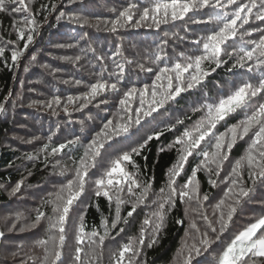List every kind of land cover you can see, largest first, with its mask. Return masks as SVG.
Listing matches in <instances>:
<instances>
[{"label":"trees","instance_id":"obj_1","mask_svg":"<svg viewBox=\"0 0 264 264\" xmlns=\"http://www.w3.org/2000/svg\"><path fill=\"white\" fill-rule=\"evenodd\" d=\"M129 3L137 4L133 21L118 28L116 32L108 30L111 25L106 22L115 19ZM52 4H55V8L50 7ZM149 4L150 0H75L74 3H69L68 0H35L34 10L40 9L41 5L49 7L36 17L40 24L39 34L15 63L11 60V53L14 49H23L24 42L17 40L12 25L14 20L21 17L19 14L13 16L0 13V48H4V54L0 56V104L5 108L0 112V230L4 233L0 245V264H40L38 257L42 256L43 249L36 242L47 239V220L42 219L36 228L25 231H20V228L32 223L37 210L45 212L46 216L52 215L51 205L46 201L51 200L52 194L72 178L84 146L108 120L117 118L119 100L125 91L133 87L139 89L150 86L159 68L170 66L180 58V53L185 56L198 54L197 45L193 41L207 35L214 25L192 23V20H207L209 14L232 10L203 9L189 13L182 21H170L157 27L148 20L136 26L135 20L139 19V13ZM61 13L63 15L58 20L57 16H61ZM71 17L87 19L89 23L81 26ZM256 26L264 29V24L259 21H254L251 25ZM258 38V32L242 39L238 35L228 42L227 50L231 52L234 47H250L246 41ZM9 41L16 43L10 44ZM160 48L166 54L164 60L152 63L154 54ZM117 49L120 55H114ZM224 58L228 63L211 73L201 85L182 93L175 102L154 113V118L149 117L128 136L116 138L102 150L96 167L89 170L86 192L66 222L62 264H70L80 215L84 217L86 233L93 229L102 233L103 229L99 227L101 218H107L110 222L114 213V204L110 205L103 195L95 196V180L104 174L110 161L119 152L128 151L153 131H162L163 135L159 139H153L142 155L135 157L138 170L129 168L136 172L141 182L151 184L149 198L137 207L127 224L120 225L124 228L123 232H119V228L110 231L109 237L105 239L101 249H98L101 251L98 264H115L112 253L129 243L130 239L135 240L139 236L145 218L157 210L158 205L153 201H159L160 189L165 188L167 191L169 169L177 159L176 150L168 149L167 146L204 115L203 111L193 109L217 101L244 81L255 82L264 73V68L255 67L252 71L236 68L229 72L228 68L232 67L234 58ZM116 63H122L125 67L118 92L102 93L82 109H79L80 101L67 104L68 97L81 96L88 90L87 85L95 83L97 79L116 82L115 76L110 77V73L117 71ZM139 64L152 71H142ZM102 68L105 71L101 72ZM76 81L80 83L77 84ZM57 96L60 97V104H53L49 108L48 102ZM65 106L67 112L64 110ZM138 106L137 95L132 99L131 107L135 109ZM244 116L245 112L241 111L226 117L213 130L215 135L225 133L228 127L237 124ZM177 119L184 123L176 124ZM168 125L175 127L171 131H165ZM77 138V144L66 147L58 154H52L53 147ZM214 143L215 137L210 135L201 142L198 151H211ZM248 143L249 138L245 137L237 140L233 148L228 150V159L223 162L219 176L205 170L197 173L199 203L195 197L191 201L177 197L174 206L166 213L164 228L159 233L157 242L151 248L143 246L133 264L136 260L141 264H182L180 250L185 241L191 245L194 239H199V233L191 225L195 223L200 232H204L207 231V222L203 217L206 215L213 222L218 217L215 205L224 196L227 187L222 181L228 177L235 161L244 155ZM161 148L165 150L160 151ZM201 160L203 156L199 154L189 157L184 171L176 178L178 191ZM211 167L214 169L215 165ZM209 179L217 182L215 187L209 183ZM243 179L251 184L246 170L243 172ZM21 180L23 183L20 190L13 195L12 189ZM205 194L208 196L206 200L203 199ZM123 195L129 201L121 207V214L126 216L131 208V201L135 198L126 193ZM261 202H264V186L257 182L252 199L241 206L221 238L199 255L193 252L191 264H206L210 261L212 252L225 247L240 230L253 222L254 217L264 213V203ZM13 223L16 227L9 231ZM88 243L85 236L84 244L81 245L85 251ZM30 256L33 259H29ZM130 257L131 253L126 254L124 264H128Z\"/></svg>","mask_w":264,"mask_h":264},{"label":"snow or ice","instance_id":"obj_2","mask_svg":"<svg viewBox=\"0 0 264 264\" xmlns=\"http://www.w3.org/2000/svg\"><path fill=\"white\" fill-rule=\"evenodd\" d=\"M68 2L74 3L75 0H68ZM34 4L35 0H0V13L13 16L19 14L21 17L19 20H14L12 25L17 40L24 42L23 49L12 51L11 60L13 63L20 59L24 51L33 43L36 35L39 34L40 24L36 17L40 15L41 11L49 7L48 5H41L40 9L34 10ZM50 7L55 8V4ZM228 8L232 10L209 14L207 20H192V23L214 25L207 35L193 41L197 45L198 54L185 56L184 53H180V58L172 62L170 66L166 65L159 68L150 86L146 85L139 89L133 87L125 91L119 100L120 108L117 118L108 120L84 146V152L76 162L72 178L68 179L57 192L52 194L51 200L46 201L47 204L51 205L52 215L46 216L45 212L37 210L32 223L20 228V231L36 228L42 219L47 220V239L36 242L37 246L43 249L42 256L38 257L40 264H58V262L62 264L66 222L86 192L89 170L96 167L97 160L101 157L102 150L106 148V145H110V142H114L118 137L128 136L134 128L142 126V122L153 117L154 113H158L166 105L175 102L182 93L201 85L211 73L228 63V60L224 58L225 56L229 60L234 58L232 67L228 68L229 72L236 68H247L248 71H252L254 67L264 68V29L259 26L251 27L254 21L264 24V0H150L149 6L144 7L139 13V19L135 20L136 26L151 20L152 24L158 27L160 24H166L170 21H182L189 13L203 9L225 10ZM136 9L137 4L129 3L115 19L106 22L111 25L108 30L116 32L118 28H123L133 21ZM62 15L63 13L61 16H57V19H61ZM70 19L81 26L89 23L87 19L80 17H71ZM46 20L47 17H45ZM246 25L249 27L245 28ZM253 32H258L259 38L246 41L247 45H251L250 47H234L231 52L227 50L229 41H233L238 35L241 39L244 36L251 37ZM8 43H16V41H9ZM3 54L4 48H0V56ZM114 55H120L119 49ZM165 56L163 49L160 48L154 54L152 63L164 60ZM97 59L101 58L97 57ZM138 67L142 71H152L151 68H145L143 64H139ZM116 69L117 71L110 73V77H116V82L110 83L102 78L97 79L95 83L87 85L88 90L81 96L68 97L67 104L80 101L79 109H82L102 93L118 92L119 82L123 79L125 72L124 64L116 63ZM103 71H105L104 68L101 69V72ZM76 83L79 84L80 81H76ZM137 95L139 96V106L133 109L131 101ZM60 102V97H54L52 101L48 102V107L51 108L53 104L59 105ZM4 110V105L0 104V112ZM64 110L65 112L68 111L67 106ZM193 111H203L204 115L167 146L168 149H175L177 152V159L169 169L167 191L165 188L160 189L159 201H153L158 205L157 210L150 217L145 218L139 236L135 240L130 239L129 243L112 253L115 264H124L128 253H131L128 264H133V260L140 255L143 246L146 245L151 248L157 242L158 235L164 228L166 213L174 206L177 197L180 200L187 199L188 201L195 197L199 203L197 173L205 170L219 176L223 162L228 159L227 152L233 148L237 140L248 137L249 143L244 155L235 161L228 177L222 181L226 183L227 187L224 196L215 205L218 217L214 222L209 220L206 215L203 217L207 222V231L204 232H200L195 223L191 225V228L199 233V239H194L191 245L185 241L180 250L182 264H191L193 252L199 255L215 240H219L241 206L252 199L257 182L264 186V73L255 82L244 81L228 94L222 95L217 101L204 104L193 109ZM241 111L245 112L242 120L228 127L225 133L215 135L213 130L217 124L231 114ZM183 123L184 121L180 119L176 121V124ZM174 127L175 125H168L165 131H171ZM162 135V131H153L137 141L128 151L119 152L115 159L110 161L104 174L95 180V196L103 195L110 205L114 204V213L110 222L107 218H101L99 227L103 229L102 233L96 229L86 233L84 217L83 215L79 216L74 252L70 255V264H98L101 256V251L98 249H101L105 239L109 237L110 231L119 228V232H123L124 228L120 225L127 224L128 218L133 216L137 207L147 201L152 191L151 184L147 181L141 182L136 172L130 171L129 168L138 170L135 157L141 156L149 143L153 139H159ZM210 135L215 137L212 150L198 151L201 142ZM78 142L77 138L76 140H69L67 144L53 147L52 154H58L66 147ZM45 147L47 148V145ZM164 150V148L160 149V151ZM194 154L202 155L203 160L192 169L191 174L178 191L176 178L181 175L189 157ZM212 165H215L214 169L211 167ZM245 170L251 184L246 183L243 179ZM22 183L23 180L12 189L13 195L20 190ZM209 183L215 187L217 182L209 179ZM125 193L129 197L135 198L131 201V208L127 211L126 216L121 214V207L129 202L124 198L123 194ZM207 198L208 196L205 194L203 199L206 200ZM177 222L180 223V221ZM15 227L16 225L13 223L8 230L12 231ZM3 235L4 233L0 231V236ZM85 236L89 241L87 251L81 246L84 244ZM97 237L98 239H96ZM29 259H33V257L30 256ZM135 264H141V262L136 260ZM216 264H264V213L254 217L253 222L248 223L227 243L218 255Z\"/></svg>","mask_w":264,"mask_h":264},{"label":"rangeland","instance_id":"obj_3","mask_svg":"<svg viewBox=\"0 0 264 264\" xmlns=\"http://www.w3.org/2000/svg\"><path fill=\"white\" fill-rule=\"evenodd\" d=\"M1 231V230H0ZM2 243V236H0V245ZM224 248V247H223ZM223 248L217 249L211 254L210 261L206 262V264H216L218 255L222 252Z\"/></svg>","mask_w":264,"mask_h":264}]
</instances>
